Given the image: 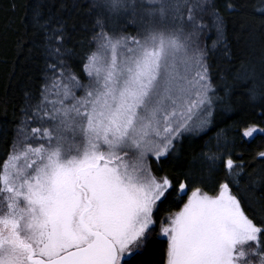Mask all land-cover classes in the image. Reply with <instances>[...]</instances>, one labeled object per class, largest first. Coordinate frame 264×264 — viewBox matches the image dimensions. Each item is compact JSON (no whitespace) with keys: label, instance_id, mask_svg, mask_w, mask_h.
I'll return each mask as SVG.
<instances>
[{"label":"snow or ice","instance_id":"obj_1","mask_svg":"<svg viewBox=\"0 0 264 264\" xmlns=\"http://www.w3.org/2000/svg\"><path fill=\"white\" fill-rule=\"evenodd\" d=\"M74 7L79 51L66 21L26 13L44 68L0 161V264H133L153 239L162 264H264V55L231 82L212 63L232 60L230 25L264 34V0ZM213 130L194 172L183 145Z\"/></svg>","mask_w":264,"mask_h":264},{"label":"trees","instance_id":"obj_2","mask_svg":"<svg viewBox=\"0 0 264 264\" xmlns=\"http://www.w3.org/2000/svg\"><path fill=\"white\" fill-rule=\"evenodd\" d=\"M83 3V0H0V161L5 159V149L10 146L14 136L18 120L22 118L20 108L23 106L24 93L26 91L38 92L42 83L41 75L44 68V60L40 56L39 48L41 36H33V29L28 23V16L31 8L39 4L45 16L51 13L55 18L66 21L68 33L72 40L67 43L68 47H76L80 50L76 41L84 38L85 33L79 31L80 25L85 17L82 10L78 11L74 4ZM226 0H217L221 10ZM249 3H256L257 0H248ZM76 25L77 30H73ZM131 31V29H130ZM233 29L230 25L229 40L232 53V60L223 58V52L217 51L213 54L212 63L216 70H223L232 64L229 72L231 74L238 70L242 61L248 59L258 60L264 55V34L259 28L252 36L248 31L239 34L236 39L233 36ZM213 36L202 37V42L211 43ZM22 41L21 47L17 41ZM251 53V56L249 55ZM71 66L74 72L81 74V63L79 58L73 59ZM243 87H237L232 97L234 102L244 100ZM224 125H220L223 127ZM215 135V130L204 136L203 139L193 138L191 143L183 145V156L186 165L194 172L199 173L201 164L198 159L193 163L194 157L201 150L204 141ZM264 147V142L257 139L250 149L258 151ZM166 241L153 239L142 256H138L133 264H162Z\"/></svg>","mask_w":264,"mask_h":264},{"label":"rangeland","instance_id":"obj_3","mask_svg":"<svg viewBox=\"0 0 264 264\" xmlns=\"http://www.w3.org/2000/svg\"><path fill=\"white\" fill-rule=\"evenodd\" d=\"M32 127H39V124H33Z\"/></svg>","mask_w":264,"mask_h":264}]
</instances>
